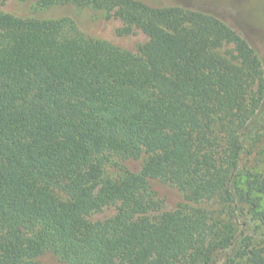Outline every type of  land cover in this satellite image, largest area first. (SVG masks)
Returning a JSON list of instances; mask_svg holds the SVG:
<instances>
[{
	"label": "trees",
	"instance_id": "16d2710c",
	"mask_svg": "<svg viewBox=\"0 0 264 264\" xmlns=\"http://www.w3.org/2000/svg\"><path fill=\"white\" fill-rule=\"evenodd\" d=\"M35 1L105 11L147 42L134 54L67 20L0 12V264H37L47 251L67 264H216L232 237L202 210L149 217L152 179L190 202L244 205L264 228V175L240 166L264 136L262 66L243 37L180 6ZM144 154L140 171L116 163L105 176L109 157ZM115 204L112 218L89 219ZM243 256L264 264V249Z\"/></svg>",
	"mask_w": 264,
	"mask_h": 264
},
{
	"label": "rangeland",
	"instance_id": "374dc122",
	"mask_svg": "<svg viewBox=\"0 0 264 264\" xmlns=\"http://www.w3.org/2000/svg\"><path fill=\"white\" fill-rule=\"evenodd\" d=\"M157 7L180 6L198 12L206 13L218 18L231 30L243 37L260 60L263 71V94L260 113L264 115V0H137ZM0 12L22 20L59 21L67 20L84 36L110 43L123 51L138 53L140 47L147 42V37L137 28L131 32L124 31L123 22L105 11H98L91 7H78L74 4H59L47 9L38 8L35 0H8L0 2ZM220 53L228 59L236 56L232 44H224ZM147 155L137 160H123L117 156L108 158L104 164L107 177L119 174V163L132 172L141 170ZM241 170L264 175V136L254 139L246 146L241 157ZM150 191L154 199L155 209L148 216L158 217L166 212L178 209L189 211L202 210L209 217L212 226L217 225L224 230L232 242L229 247L221 251L216 264H246L244 252L264 249V228L259 222L253 221L247 214V207L242 205L237 210L227 206L221 198L190 202L185 194L177 187L163 179L149 181ZM119 205H111L93 214L91 221H104L112 218ZM37 264H67L52 252H45L37 258Z\"/></svg>",
	"mask_w": 264,
	"mask_h": 264
}]
</instances>
